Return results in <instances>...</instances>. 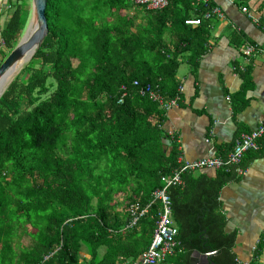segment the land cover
<instances>
[{
	"label": "trees",
	"instance_id": "trees-1",
	"mask_svg": "<svg viewBox=\"0 0 264 264\" xmlns=\"http://www.w3.org/2000/svg\"><path fill=\"white\" fill-rule=\"evenodd\" d=\"M11 2L2 34L9 49L30 13L29 0ZM207 10L197 0L159 10L132 0H48L49 34L0 99V264H118L149 247L158 205L129 228L131 204L153 200L180 152L163 142L164 110L134 81L174 97L180 56L206 51ZM235 174L186 172L184 186L169 188L183 247L173 264H191L194 250L240 264L218 203ZM261 246L250 264H262Z\"/></svg>",
	"mask_w": 264,
	"mask_h": 264
},
{
	"label": "crops",
	"instance_id": "crops-1",
	"mask_svg": "<svg viewBox=\"0 0 264 264\" xmlns=\"http://www.w3.org/2000/svg\"><path fill=\"white\" fill-rule=\"evenodd\" d=\"M211 2L219 6L222 15L211 18V36L201 56H180L177 80L183 85L181 100L165 112L162 125L171 145H178L179 157L189 160L226 157L237 136L264 120V56L255 55L247 61L243 54L248 42L264 47V0ZM243 6L260 18V25ZM14 10L11 0L0 1V41ZM260 143L258 151L245 154V173L235 174L218 195L225 232L235 234L234 252L241 264L254 261L258 244H262L258 261L264 264V137ZM217 173L213 168L192 172L196 179L203 174L214 178ZM105 252L106 247H102L101 256ZM173 256L162 264H168L169 259L173 264Z\"/></svg>",
	"mask_w": 264,
	"mask_h": 264
},
{
	"label": "built area",
	"instance_id": "built-area-1",
	"mask_svg": "<svg viewBox=\"0 0 264 264\" xmlns=\"http://www.w3.org/2000/svg\"><path fill=\"white\" fill-rule=\"evenodd\" d=\"M1 2L3 0H0ZM136 5L146 6L148 9L159 10L168 6L169 0H132ZM207 6L208 10L205 13V18H212L214 15L221 16L219 6L214 5L211 0H197ZM233 1V0H230ZM242 10L252 18L258 25L261 24L260 18L255 16L248 7L243 6ZM188 24L199 25L201 19H188ZM5 47L3 38L0 41V52ZM243 54L247 61L255 55L264 56V47L257 43H246L244 45ZM134 84L139 86V92L143 96H148L151 100L157 102L160 107L166 112L171 107L177 106L181 100L183 92V85L180 84L178 93L171 98L166 97L158 88V86L140 85L138 80ZM121 97L119 102H123L124 98L129 92L127 85L121 87ZM264 137V120H262L258 127L250 132L242 133L236 137L234 145L230 153L226 156H211L207 158L189 160L182 157L178 158L179 167L175 169L171 175H163L162 181L164 186L158 188L153 192V200L144 208H140L139 204L134 202L131 208L137 211V214L129 221L128 227L137 225L140 218L149 213L153 204L158 205V218L156 221V228L154 230L152 241L149 247L134 260L133 264H162L169 256H173L177 252L182 251L179 241V227L173 217V202L169 194L171 186H183L185 181L182 175L186 172H195L206 168L222 169L226 172L234 170L237 175L245 173L242 166V161L248 151H258L261 148L260 140ZM211 253V252H209ZM215 253V252H212ZM241 264V262L238 260Z\"/></svg>",
	"mask_w": 264,
	"mask_h": 264
},
{
	"label": "water",
	"instance_id": "water-1",
	"mask_svg": "<svg viewBox=\"0 0 264 264\" xmlns=\"http://www.w3.org/2000/svg\"><path fill=\"white\" fill-rule=\"evenodd\" d=\"M33 14L35 21L32 19L28 23L25 31L22 33L20 40L11 50L0 64V99L11 84L2 87L3 81L8 77L11 70L19 62H29L38 49L42 46L45 38L49 34V24L47 18L48 0H32ZM163 142L167 146H171V141L165 138ZM214 253H203L199 250H194L191 255V264H216L212 259Z\"/></svg>",
	"mask_w": 264,
	"mask_h": 264
},
{
	"label": "rangeland",
	"instance_id": "rangeland-1",
	"mask_svg": "<svg viewBox=\"0 0 264 264\" xmlns=\"http://www.w3.org/2000/svg\"><path fill=\"white\" fill-rule=\"evenodd\" d=\"M31 1L32 0H29V9H30V13H29V16H28V18H27V23H26V25H25V28L23 29V32L25 31V29H26V27H27V25H28V23L30 22V20L32 19V21L34 22V14H33V9H32V4H31ZM22 32V33H23ZM20 40V39H19ZM18 40V41H19ZM11 50L12 49H9V48H6V49H4L2 52H1V57H0V61H3V59L6 57V56H8L9 55V53L11 52ZM27 63L28 62H24L17 70H15L9 77H10V80L8 81V83L7 84H9V82L10 81H13L18 75H20V73L24 70V68H25V66L27 65ZM186 64H184L183 66H185ZM15 73V74H14ZM5 87V86H4ZM122 202H123V200H124V198L123 197H120L119 198ZM124 205V203H122V205L121 206H123ZM172 258V257H171ZM170 260L171 259H169L168 261H167V263L168 264H170Z\"/></svg>",
	"mask_w": 264,
	"mask_h": 264
},
{
	"label": "bare ground",
	"instance_id": "bare-ground-1",
	"mask_svg": "<svg viewBox=\"0 0 264 264\" xmlns=\"http://www.w3.org/2000/svg\"><path fill=\"white\" fill-rule=\"evenodd\" d=\"M34 21H35V15H34ZM24 62H19L12 70H11V72L9 73V75H8V77L3 81V83H2V87L3 86H7V83H8V81L10 80V75L15 71V70H17L22 64H23ZM16 72V71H15ZM15 74V73H14ZM7 82V83H6Z\"/></svg>",
	"mask_w": 264,
	"mask_h": 264
}]
</instances>
